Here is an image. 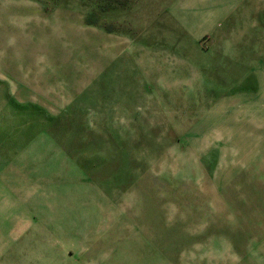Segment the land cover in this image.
<instances>
[{
    "label": "rangeland",
    "instance_id": "1",
    "mask_svg": "<svg viewBox=\"0 0 264 264\" xmlns=\"http://www.w3.org/2000/svg\"><path fill=\"white\" fill-rule=\"evenodd\" d=\"M174 1L0 0V264H264V64ZM203 59L259 93L206 103Z\"/></svg>",
    "mask_w": 264,
    "mask_h": 264
},
{
    "label": "crops",
    "instance_id": "2",
    "mask_svg": "<svg viewBox=\"0 0 264 264\" xmlns=\"http://www.w3.org/2000/svg\"><path fill=\"white\" fill-rule=\"evenodd\" d=\"M174 2L176 6L174 10L180 14V29H175L183 31L186 39L195 42L204 34L208 33L212 36L211 46L213 49L209 51L211 53L205 56L209 57L214 64L218 63L223 72L225 68L229 69V66L225 64L234 61H239L238 64L254 61L264 64V58L252 59L255 56V54H252L254 48L264 47V29L252 22L250 18L252 11L249 10L253 6L257 8L264 6V0H175ZM244 14L248 15L245 16ZM208 67L204 59L198 61L197 69L202 74V77H198L199 83L194 87V92L198 91L199 94L208 96L206 103L211 100L210 96H216L214 101L218 100L219 110H226V105H232V102H236L239 96L259 93L258 91L264 87V84L262 85L259 80L260 89L258 91H252L250 87H247V84L252 82L253 78L258 79L253 73L243 77L242 80L233 79L235 76L230 78L223 77L224 79H229V83H225L226 81L221 80V75L214 76L212 74L211 71L216 66L208 64ZM209 74L215 79L214 84H210L207 80L206 75ZM263 78L264 76L261 79ZM181 79L183 80V78ZM206 81L209 86H206ZM237 86H240L238 91H236ZM182 87L184 90L182 94L191 93L188 88ZM161 89L170 91L168 92L169 94L176 93L170 87ZM178 90L180 92L181 89L178 88ZM241 159L244 160V155L241 156Z\"/></svg>",
    "mask_w": 264,
    "mask_h": 264
}]
</instances>
